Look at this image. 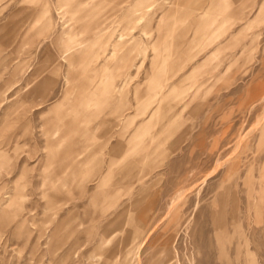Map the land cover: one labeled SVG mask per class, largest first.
Masks as SVG:
<instances>
[{"label": "rangeland", "instance_id": "rangeland-1", "mask_svg": "<svg viewBox=\"0 0 264 264\" xmlns=\"http://www.w3.org/2000/svg\"><path fill=\"white\" fill-rule=\"evenodd\" d=\"M136 2L0 0V264H264V0Z\"/></svg>", "mask_w": 264, "mask_h": 264}, {"label": "bare ground", "instance_id": "bare-ground-1", "mask_svg": "<svg viewBox=\"0 0 264 264\" xmlns=\"http://www.w3.org/2000/svg\"><path fill=\"white\" fill-rule=\"evenodd\" d=\"M143 1H145V0H137V2L135 3V6H134V8L132 9V13H133V15H132V19L130 20V22H129V28L131 27L132 28V24L133 23H135L136 21H139V20H141L144 16H145V12L143 11V9H145L146 7H142L141 6V4H142V2ZM218 3V2H217ZM80 5H82V4H84V2H80L79 3ZM79 5V6H80ZM219 5V3L216 5V7ZM81 7V6H80ZM220 7H221V5H220ZM219 7V8H220ZM128 28V29H129ZM130 30V29H129ZM68 36H69V38H68V40L71 42L72 41V37H71V34H67ZM102 37V36H101ZM120 37H121V35H120ZM103 39H104V37H103ZM100 40H102V39H100ZM106 40V39H105ZM104 40V41H105ZM107 42V41H106ZM105 42V43H106ZM119 42V41H118ZM102 43V42H101ZM104 43V42H103ZM120 43V42H119ZM108 44V43H107ZM114 44V43H113ZM102 45V44H101ZM104 45V44H103ZM105 46H106V44H105ZM115 46H116V44H115ZM68 52V53H67ZM65 53H67L66 55H65V59L67 58V57H69V58H67L68 59V61H70V60H72L71 58H72V56H73V54H72V52L70 51V48L68 47V48H66V50H65ZM64 58V57H63ZM79 61V60H78ZM75 62V61H74ZM75 64V63H74ZM77 64H79V63H77ZM71 65H73V64H71ZM82 65V64H81ZM80 65V66H81ZM147 145V144H146ZM149 145V144H148ZM147 145V146H148ZM79 156H80V154H79ZM77 157H78V155H77ZM72 192V191H71ZM73 193V192H72ZM120 193H121V190H120ZM118 195V194H117ZM69 196V195H68ZM67 195H66V197H68ZM115 196V195H114ZM119 196V195H118ZM65 197V198H66ZM116 198H117V196H115ZM65 198H64V200H62V199H60V200H58V201H56V203H54V204H60V206H65V205H67L68 204V200H65ZM120 198V197H119ZM121 199V198H120ZM120 199H118V200H116L114 203H113V206H116L117 205V203H118V201L120 200ZM53 203H51L50 201L49 202H46V204H45V208L48 210V209H51L52 208V206L54 205ZM110 207V206H109ZM58 210L59 209H62V208H57ZM130 210V209H129ZM46 211V210H45ZM57 211V210H56ZM128 212V210H124V211H122L120 214H118L117 216H116V220H115V222H117V221H121V228H124L125 227V223H124V221L122 220V218L123 217H125L126 216V213ZM52 213V212H51ZM51 213H49V214H51ZM53 213H55V212H53ZM52 215H55V214H52ZM53 220H54V218H53V216L51 217V215L50 216H48L47 218H45V220L43 221V226H45V225H47L48 223L50 224L51 222H53ZM48 224V225H49ZM58 226V225H57ZM123 226V227H122ZM142 229H143V220L141 219V218H137V220H135V224H133V229L132 230H128L127 231V229H126V231H127V233H126V231H125V234H126V236L125 237H123V238H125V239H123L122 240V242L119 244V248H121V251H122V253H124L125 254V259L127 258V257H129L130 255H131V253H132V251L134 250V241L136 240V238L139 236V234L141 233V231H142ZM55 231H56V229H55ZM40 232H41V235H44V229L42 228L41 230H40ZM56 235V234H55ZM43 237V236H42ZM42 237H40V238H42ZM45 237V236H44ZM109 238V237H108ZM67 239V238H66ZM106 240H108V239H106ZM102 244V243H101ZM55 250V249H54ZM166 250H167V242H162L160 245H159V247H158V250H157V252L154 254V256H153V259H152V264H171V258H170V253L167 251L166 252ZM56 252V251H55ZM118 252V251H117ZM116 252V253H117ZM52 254V253H51ZM55 255V254H54ZM161 255L163 256L162 258H161Z\"/></svg>", "mask_w": 264, "mask_h": 264}]
</instances>
